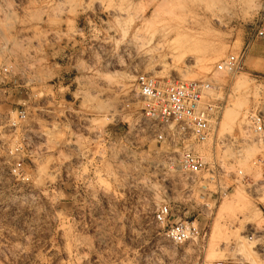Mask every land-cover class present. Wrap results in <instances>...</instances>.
<instances>
[{
  "label": "rangeland",
  "instance_id": "1",
  "mask_svg": "<svg viewBox=\"0 0 264 264\" xmlns=\"http://www.w3.org/2000/svg\"><path fill=\"white\" fill-rule=\"evenodd\" d=\"M258 25L264 0H0V264H264V59L216 68ZM141 75L212 84L208 172L155 139Z\"/></svg>",
  "mask_w": 264,
  "mask_h": 264
},
{
  "label": "built area",
  "instance_id": "2",
  "mask_svg": "<svg viewBox=\"0 0 264 264\" xmlns=\"http://www.w3.org/2000/svg\"><path fill=\"white\" fill-rule=\"evenodd\" d=\"M254 36L264 40V25L256 27ZM248 47L238 56L229 55L217 65V70L230 73L240 70ZM137 90L145 102L143 114L155 139L179 151L181 168L189 175L198 176L208 172L210 163L195 150V146L209 138L217 121L219 108L210 94L212 84L207 81L164 82L153 76L141 75L137 79ZM19 117L26 120V112H20ZM253 123L256 131L262 133L261 120L254 116ZM171 217L172 209L169 205L157 208L155 221L165 229V236L173 246L183 247L199 239L201 234L195 223L169 222ZM214 264L230 262L221 260Z\"/></svg>",
  "mask_w": 264,
  "mask_h": 264
},
{
  "label": "crops",
  "instance_id": "3",
  "mask_svg": "<svg viewBox=\"0 0 264 264\" xmlns=\"http://www.w3.org/2000/svg\"><path fill=\"white\" fill-rule=\"evenodd\" d=\"M264 59V51L262 50V45L252 42L249 44L245 62L247 63L248 69L256 70L255 65L259 60Z\"/></svg>",
  "mask_w": 264,
  "mask_h": 264
}]
</instances>
